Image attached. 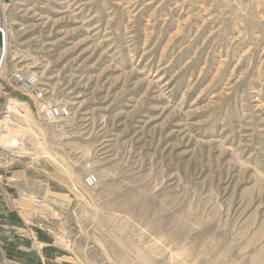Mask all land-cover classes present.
I'll return each instance as SVG.
<instances>
[{
  "label": "rangeland",
  "instance_id": "rangeland-1",
  "mask_svg": "<svg viewBox=\"0 0 264 264\" xmlns=\"http://www.w3.org/2000/svg\"><path fill=\"white\" fill-rule=\"evenodd\" d=\"M4 1L0 144L65 178L76 264H264V0Z\"/></svg>",
  "mask_w": 264,
  "mask_h": 264
},
{
  "label": "crops",
  "instance_id": "crops-1",
  "mask_svg": "<svg viewBox=\"0 0 264 264\" xmlns=\"http://www.w3.org/2000/svg\"><path fill=\"white\" fill-rule=\"evenodd\" d=\"M22 160L6 172L10 185L0 183V264H76L57 236L75 197L57 171Z\"/></svg>",
  "mask_w": 264,
  "mask_h": 264
},
{
  "label": "built area",
  "instance_id": "built-area-1",
  "mask_svg": "<svg viewBox=\"0 0 264 264\" xmlns=\"http://www.w3.org/2000/svg\"><path fill=\"white\" fill-rule=\"evenodd\" d=\"M13 1V0H10ZM4 0H0V10H3ZM8 20L5 15L0 14V32L7 30ZM5 44L2 43L0 47V85L3 82V62L6 59ZM10 81L16 84V88L24 95L29 96L35 105V109L38 115L49 123H57L61 120L67 119L72 115V108L70 104L66 102H53L45 97L46 90L42 86L40 75L36 71L29 70L27 68L12 69L10 73ZM7 93V92H6ZM9 97L1 110V118L10 119L15 113V109L18 106L23 107L26 102H19L17 99H11ZM13 101H18L13 102ZM25 151L23 148H16L10 146H2L0 144V180L4 185H10L13 181L12 177L7 176L6 172L10 170L11 166L17 161L22 160L25 157ZM98 178L94 171H89L84 180V184L88 188H93L97 185Z\"/></svg>",
  "mask_w": 264,
  "mask_h": 264
},
{
  "label": "bare ground",
  "instance_id": "bare-ground-1",
  "mask_svg": "<svg viewBox=\"0 0 264 264\" xmlns=\"http://www.w3.org/2000/svg\"><path fill=\"white\" fill-rule=\"evenodd\" d=\"M7 31H8V28H7V30H6V29L2 30V33L0 34V40H1V41H4V35H5V33H6ZM11 99H16V98H11ZM13 102H16V103H17L18 101H13ZM2 108H3V107H2ZM1 110H2V109H1ZM16 111H18V108L15 109V112H16ZM0 113H1V111H0Z\"/></svg>",
  "mask_w": 264,
  "mask_h": 264
},
{
  "label": "water",
  "instance_id": "water-1",
  "mask_svg": "<svg viewBox=\"0 0 264 264\" xmlns=\"http://www.w3.org/2000/svg\"><path fill=\"white\" fill-rule=\"evenodd\" d=\"M0 34H1V32H0ZM1 45H2V44H1V40H0V47H1Z\"/></svg>",
  "mask_w": 264,
  "mask_h": 264
}]
</instances>
